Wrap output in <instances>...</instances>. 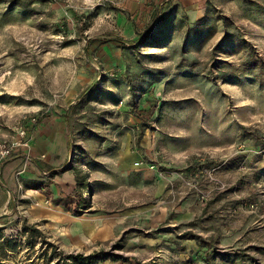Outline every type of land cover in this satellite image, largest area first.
Wrapping results in <instances>:
<instances>
[{"label": "rangeland", "instance_id": "1", "mask_svg": "<svg viewBox=\"0 0 264 264\" xmlns=\"http://www.w3.org/2000/svg\"><path fill=\"white\" fill-rule=\"evenodd\" d=\"M16 1L0 0V140L37 116L24 172L45 198L0 236L60 207L5 264H48L45 241L115 256L95 264H264V0ZM53 132L63 196L32 151Z\"/></svg>", "mask_w": 264, "mask_h": 264}, {"label": "crops", "instance_id": "2", "mask_svg": "<svg viewBox=\"0 0 264 264\" xmlns=\"http://www.w3.org/2000/svg\"><path fill=\"white\" fill-rule=\"evenodd\" d=\"M32 151L44 154L43 159L38 161V163L43 165L42 167H47L48 173L52 172V176L54 175L53 182L49 186V191L53 192V195L58 193L63 196L61 189H64L66 192V187L61 182L57 183L55 181L59 180L56 178L61 179L60 174H54L61 167L60 162H63L66 157L65 140L62 134L53 132L50 135L39 137L36 145H33ZM19 164V156L14 154L6 158L0 165V221H6V219H9V221L14 220V218H17L16 214L20 213L19 210L21 208L27 205L30 207L31 201L41 202L45 198V194L40 193L41 189H36L34 183L31 181V178H34L36 173L24 172L19 178V182L22 185L23 198L20 205L17 203L16 199H19V196H17L19 193L18 186H21L17 183V179L14 178L13 173L18 169ZM54 192L56 193L54 194ZM48 197L51 202L50 204H53L52 208L48 209L43 205L34 209L27 208L29 211L27 222L34 228H38L35 224L40 220H45L47 217L51 219L55 213H58L59 202H56L55 197L52 195ZM77 234H75L76 237ZM1 263L5 264V261L1 260Z\"/></svg>", "mask_w": 264, "mask_h": 264}, {"label": "trees", "instance_id": "3", "mask_svg": "<svg viewBox=\"0 0 264 264\" xmlns=\"http://www.w3.org/2000/svg\"><path fill=\"white\" fill-rule=\"evenodd\" d=\"M18 2V0L16 1ZM13 2V3H16ZM156 105L155 104H150L148 106V108H138L137 106H134L133 108V113L135 116H137L140 119L141 124L143 122H145L146 120H148V118L151 117L152 112L155 110ZM74 182L76 185V189L77 190H81L83 188H86L88 185V182L85 181L84 177L79 176V174L76 172L74 174ZM88 204V199L86 201H84V209H87V205ZM1 230V229H0ZM27 230H29L28 233ZM21 233L19 234L20 236H23L27 234V237H25L23 239V242L26 246L31 247L33 242L42 235V233L40 231H38L37 229H35L32 226H26L23 225L22 229L20 231ZM32 233H35L37 236L34 237V235ZM1 234V232H0ZM16 236L15 238H10V237H3V235L0 236V264L1 260L3 261L4 258L6 259L7 255V251H16L17 247L20 245V236ZM22 237V238H23ZM41 241H44V239H42ZM45 244V246L50 250V253L45 252V258H46V263L50 264V262H52L53 264H95L98 261H102L104 260V258H109L112 257L114 258L115 256H110L107 253H103V252H94V253H88V255H84L82 253H72V254H63V255H58V257H56V259H54L55 253H56V248L50 243V242H43Z\"/></svg>", "mask_w": 264, "mask_h": 264}, {"label": "built area", "instance_id": "4", "mask_svg": "<svg viewBox=\"0 0 264 264\" xmlns=\"http://www.w3.org/2000/svg\"><path fill=\"white\" fill-rule=\"evenodd\" d=\"M38 122L37 116H26L12 127L4 139L0 140V165L11 155L19 156L20 164L13 173L15 179H18L24 171L34 169L35 161L30 153L32 138L29 135V128L36 126Z\"/></svg>", "mask_w": 264, "mask_h": 264}]
</instances>
